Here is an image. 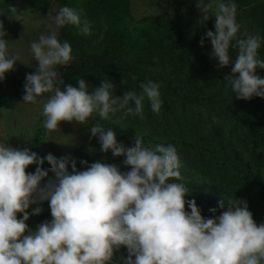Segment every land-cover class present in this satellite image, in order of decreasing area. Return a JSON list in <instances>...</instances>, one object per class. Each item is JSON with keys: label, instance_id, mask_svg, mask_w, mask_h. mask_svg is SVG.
<instances>
[{"label": "clouds", "instance_id": "clouds-1", "mask_svg": "<svg viewBox=\"0 0 264 264\" xmlns=\"http://www.w3.org/2000/svg\"><path fill=\"white\" fill-rule=\"evenodd\" d=\"M197 7L203 24L213 5L200 0ZM17 12L9 5L0 16ZM236 13L235 3L217 0L215 31L207 30L200 45L210 40L211 58L220 68L231 64L232 75L225 81L237 99H264V78L256 74L264 69V60L258 59L261 37L238 38ZM82 17V10L62 6L52 19L57 29L74 26L87 37L91 24ZM7 35L0 20V81L19 60L9 52ZM232 48L237 50L234 60ZM30 51L38 67L26 75L23 101L35 104L50 94L41 113L48 133L60 130L61 122L84 125L94 114L106 120L121 110L125 117L143 119L145 98L154 113L161 110L160 85L152 81L140 85V94L129 90L122 97L113 96L109 80L91 93L83 78L78 86L65 84L58 69L72 62V47L67 40L61 42L55 30L31 42ZM90 133L104 153L124 157L123 166L130 170L122 172L116 164L101 161H80L84 170H78L70 155L40 157L27 147L0 143V264H116L121 247L127 256L119 264H264V223L257 225L247 202L236 198L227 203L222 198L221 213L211 208L212 216L205 218L196 201L186 199L190 189L173 145L147 147L136 135L133 146L127 147L100 123L91 126ZM32 165L35 172H27ZM49 172L54 178L44 183ZM43 202H48L52 219L32 230L29 209L37 205L31 215H40Z\"/></svg>", "mask_w": 264, "mask_h": 264}, {"label": "trees", "instance_id": "trees-1", "mask_svg": "<svg viewBox=\"0 0 264 264\" xmlns=\"http://www.w3.org/2000/svg\"><path fill=\"white\" fill-rule=\"evenodd\" d=\"M142 1L155 10L138 18L134 0H0V11L7 13L9 5L18 9L16 15H3L0 20L8 33L7 41L16 40L15 34L23 38V33L28 32L31 44L40 35L50 33L23 27L19 22L27 16L44 17L51 8L57 7L58 12L62 6L82 10V18L91 24V35L79 34L74 26L54 27L60 41L67 40L72 47V62L58 69L64 83L78 86V79L83 78L91 93L102 81L109 80L114 85L113 96L122 97L129 90L140 94V85L152 81L160 85L162 101L159 114L151 110L145 98L143 119L136 115L125 117L121 110L109 114L106 120L94 114L84 127L96 123L105 129L110 127L118 142L127 147L133 146L136 135L147 147L173 145L182 162L183 181L190 189L186 199H194L205 218L212 216L211 208H216V215L221 213L218 202L222 198L226 203L236 198L247 202L257 225L264 223V99H237L225 81V76L232 75L231 64L220 68L218 61L211 58L210 40L200 45L207 30L215 31L217 0H203L213 5L209 20L203 24L197 7L200 0ZM230 2L237 6L238 38L259 35L258 59L264 60V0ZM19 45H24L23 49ZM27 45L16 46L27 51ZM236 55L237 50L230 49L233 60ZM256 74L264 78V69L258 68ZM25 82L26 76L11 71L6 74L0 81V108L23 99ZM44 138V129H39L27 148L39 155ZM65 155L76 159L78 170H84L80 161L89 165L101 161L116 164L122 172L130 170L123 166L124 157H114L111 151H96L82 143L56 157ZM35 167L26 171L34 173ZM49 168L45 161L43 169ZM52 178L49 172L44 183ZM39 206L43 209L40 215H31L37 205L29 209L27 224L32 230L52 219L48 202ZM18 218L22 216L18 214ZM126 256L127 249L121 247L115 253L116 264Z\"/></svg>", "mask_w": 264, "mask_h": 264}, {"label": "rangeland", "instance_id": "rangeland-1", "mask_svg": "<svg viewBox=\"0 0 264 264\" xmlns=\"http://www.w3.org/2000/svg\"><path fill=\"white\" fill-rule=\"evenodd\" d=\"M133 6L134 14L138 18L155 10V7L146 5V2L142 0H134ZM56 14L57 7H54L44 17L39 18V16H36L33 18L32 16H27L26 20L19 23H22L23 27L24 25L34 27L35 31L41 29L44 32L51 33L55 27L52 17ZM15 27L19 32L18 27ZM23 34V38L15 34L14 36L17 39L15 37L16 40L9 42L8 49L11 54L19 57L14 70L11 72L26 76L35 72L34 67H38V62L33 59L32 53L29 52L30 42H28V36L30 34L28 32ZM15 44H28L26 47L28 52L18 50V46ZM22 46L24 45H19L20 49H23ZM49 95L44 94L42 98H38V102L35 104L24 103L23 99H20L11 106L0 108V143L9 144L14 148L20 149L27 147L28 143L32 142L36 132L39 129H44V117L41 115L42 106ZM94 125L84 127V125L75 123L61 122L60 130L48 133L44 129L45 144L39 155L46 156L48 153H52L54 156H58L66 150L77 146V144L79 145V143L85 144L96 151H102L98 138L91 137L90 127ZM76 138H79V140H76Z\"/></svg>", "mask_w": 264, "mask_h": 264}]
</instances>
